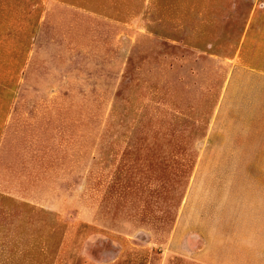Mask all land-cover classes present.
Here are the masks:
<instances>
[{
  "label": "rangeland",
  "instance_id": "obj_1",
  "mask_svg": "<svg viewBox=\"0 0 264 264\" xmlns=\"http://www.w3.org/2000/svg\"><path fill=\"white\" fill-rule=\"evenodd\" d=\"M263 8L0 0V264H264V176L198 159Z\"/></svg>",
  "mask_w": 264,
  "mask_h": 264
},
{
  "label": "crops",
  "instance_id": "obj_2",
  "mask_svg": "<svg viewBox=\"0 0 264 264\" xmlns=\"http://www.w3.org/2000/svg\"><path fill=\"white\" fill-rule=\"evenodd\" d=\"M255 19L250 17L247 34L234 50L246 61L224 78L198 155L200 172L224 177L229 194L236 190V178L264 176V21Z\"/></svg>",
  "mask_w": 264,
  "mask_h": 264
}]
</instances>
